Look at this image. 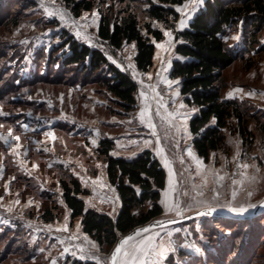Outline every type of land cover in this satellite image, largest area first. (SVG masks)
I'll use <instances>...</instances> for the list:
<instances>
[{
	"label": "rangeland",
	"instance_id": "rangeland-1",
	"mask_svg": "<svg viewBox=\"0 0 264 264\" xmlns=\"http://www.w3.org/2000/svg\"><path fill=\"white\" fill-rule=\"evenodd\" d=\"M204 1L175 5L178 20L167 28L147 15L148 0H93L78 16L65 0H0V264H109L115 244L100 246L71 218L59 183L73 174L88 188L89 203L117 211L120 198L105 181L107 162L98 150L103 138L113 140L112 154L150 149L159 158L167 176L156 219L212 207L247 213L264 199L257 123L264 119V51L249 46L242 23L231 31L243 56L225 70L222 94L253 115L252 141L243 143L232 118L225 146L208 160L198 155L189 127L198 109L180 93V78L170 76L179 57L175 30L187 27ZM101 9L112 16L132 11L163 29L148 71L136 67L135 42L115 49L100 38ZM66 32L101 49L136 81L132 109L80 66L62 68ZM255 216L240 223L201 214L153 228L126 242L117 264H264V209Z\"/></svg>",
	"mask_w": 264,
	"mask_h": 264
},
{
	"label": "trees",
	"instance_id": "trees-1",
	"mask_svg": "<svg viewBox=\"0 0 264 264\" xmlns=\"http://www.w3.org/2000/svg\"><path fill=\"white\" fill-rule=\"evenodd\" d=\"M65 1L76 16L94 6L93 0ZM184 1L148 0L146 13L164 27L174 28L179 17L175 5ZM100 13V38L115 49L126 42H135L136 67L140 71H148L154 62L155 41L164 38L163 29L154 26L150 20L141 23L132 11L116 16L103 9ZM239 23L244 27L249 46L259 52L264 51V34L261 36L264 30V0H205L189 25L175 30V52L180 58L173 60L170 76L180 78V93L188 104L198 109L191 116L189 127L193 134V145L198 155L205 160L209 159L211 151L225 146V128L230 126L232 118L236 120L235 128L243 143L252 141L253 132L249 123L253 115L242 102L222 94L225 70L243 56V50L230 43L231 31ZM66 35L60 47L67 46L68 49L59 58L62 68L80 66L85 73L94 75L95 79L119 97L126 109H132L136 103V81L111 62L101 49L80 42L67 32ZM257 123L264 136V119L257 120ZM112 148V139L100 140L98 150L107 162L108 181L116 187L121 202L116 216L94 208L86 209L82 195L88 194L89 190L83 187L75 175L59 178L71 218L80 216L83 230L100 246L114 245L120 236L163 212L160 199L167 173L159 158L150 149L128 158L112 154ZM47 211L50 212L49 209ZM254 218L256 216L235 221L242 223ZM76 262L85 264L79 260Z\"/></svg>",
	"mask_w": 264,
	"mask_h": 264
},
{
	"label": "water",
	"instance_id": "water-1",
	"mask_svg": "<svg viewBox=\"0 0 264 264\" xmlns=\"http://www.w3.org/2000/svg\"><path fill=\"white\" fill-rule=\"evenodd\" d=\"M214 210V211H210ZM262 209H264V199H262L252 210L248 211L247 213H241V212H236V211H231V210H225V209H220V208H204L201 210H198L196 212L183 215V216H178L174 218H163V219H153L150 220L149 222L139 225L132 229L131 231L123 234L122 236L119 237L117 242L115 243L111 254H110V261L109 264H117L118 256L120 252L116 255L115 260L113 261V253L115 249L119 246L121 249L123 245L128 242L129 240L133 239L140 233L146 232L148 230H151L153 228H159V227H164L172 224H178L180 222L187 221L189 219H192L198 215L201 214H209L212 216H218V217H232L236 219H241V218H250L258 214ZM130 237V239H129Z\"/></svg>",
	"mask_w": 264,
	"mask_h": 264
},
{
	"label": "crops",
	"instance_id": "crops-1",
	"mask_svg": "<svg viewBox=\"0 0 264 264\" xmlns=\"http://www.w3.org/2000/svg\"><path fill=\"white\" fill-rule=\"evenodd\" d=\"M178 58H180V57H178ZM114 155H116V154H114ZM118 155V154H117ZM120 156V155H119ZM123 156V155H122ZM125 156V155H124ZM133 156H135V155H130V156H126V157H128V158H130V157H133ZM108 178H107V176H105V181H108L107 180ZM116 191V190H115ZM116 196H117V192H116ZM82 197L84 198V200H85V207H86V209H88V208H94V209H97V210H99V211H104V212H107V213H109V214H111V215H113L114 214V216H116L117 215V213H118V211H119V208H120V201H118V205H117V211H115V212H111V211H107V210H105V209H99L98 207H97V205L96 204H94V203H92V202H88V200H87V195H82ZM76 218H78L79 219V223L81 224V217L80 216H78V217H76ZM81 226H82V224H81ZM84 231V230H83ZM85 232V231H84ZM86 233V232H85ZM123 248V247H122ZM121 251H122V249H121ZM121 251H120V253H121ZM119 259V258H118ZM91 260H93V261H96L95 259H91ZM98 262V261H97ZM118 262V261H117ZM97 264H100L99 262L97 263Z\"/></svg>",
	"mask_w": 264,
	"mask_h": 264
},
{
	"label": "snow or ice",
	"instance_id": "snow-or-ice-1",
	"mask_svg": "<svg viewBox=\"0 0 264 264\" xmlns=\"http://www.w3.org/2000/svg\"><path fill=\"white\" fill-rule=\"evenodd\" d=\"M189 154H191V153H189ZM245 167H246V166H245ZM210 211H214V210H211V209H210ZM233 211H236V212H244V211H247V209H233ZM129 239H130V237H129ZM120 251H121V248L118 246V247L115 249L114 253H113V261L115 260L116 255H117Z\"/></svg>",
	"mask_w": 264,
	"mask_h": 264
},
{
	"label": "bare ground",
	"instance_id": "bare-ground-1",
	"mask_svg": "<svg viewBox=\"0 0 264 264\" xmlns=\"http://www.w3.org/2000/svg\"><path fill=\"white\" fill-rule=\"evenodd\" d=\"M118 261V260H117Z\"/></svg>",
	"mask_w": 264,
	"mask_h": 264
}]
</instances>
